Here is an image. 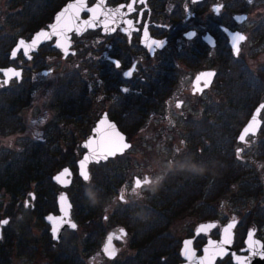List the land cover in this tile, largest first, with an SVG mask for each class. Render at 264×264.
<instances>
[{"label": "flooded vegetation", "instance_id": "1", "mask_svg": "<svg viewBox=\"0 0 264 264\" xmlns=\"http://www.w3.org/2000/svg\"><path fill=\"white\" fill-rule=\"evenodd\" d=\"M59 9L66 17L49 36L35 45L24 44L31 45L28 55H24L18 40L29 41L36 30L48 27ZM238 36L245 39L239 40ZM1 42L5 47L0 45V67H19L20 75L10 74L5 79L0 69V103L7 101L1 107L16 116L10 125L0 120V155L10 158L22 148L31 151L39 145L49 148L53 157L65 151L73 160L50 166L51 175L64 165L72 172L70 183L64 186L51 177L55 207L43 211L42 219L52 244L59 239L51 237L43 214L58 212L56 194L60 189L64 188L71 199L70 188L78 174L76 159L85 149L81 140L105 114L130 140L125 150L105 160L123 159L121 183L130 180L133 188H147L136 197L139 206L147 204L144 199L163 186L179 183L195 189L192 203L177 213L188 209L190 213L198 212L202 219L193 224L189 221L181 236L170 231L176 247L168 264L185 259L179 250L183 238H192V247L199 255L208 239L222 235V224L229 219L234 222L230 248L216 255L211 264H239L240 259L245 260L249 227L254 228L253 235L261 238L264 247V225L245 218L253 198L235 193V170L264 181V60L252 65L245 59L246 47H264V0H0ZM18 47L21 50L13 58L12 52ZM128 71L130 77L124 75ZM250 86L258 90L257 99L235 132L232 127L239 121V110L235 102H230V94ZM260 102L257 130L246 133L243 140L237 139L240 128ZM27 116L34 126L27 125ZM68 122L86 125L79 130ZM10 134L20 137L17 145L5 140ZM133 141L138 142L137 151L130 153ZM253 143L254 156L260 158L258 164L235 169V157L239 159L236 152ZM105 160L92 161L88 167ZM134 175L142 181L147 178L149 183L136 187L132 183ZM119 190L123 191L122 185ZM43 196L47 200L46 193ZM249 198L251 201L240 208ZM117 199L124 201L127 196ZM0 200V219L9 221L10 199L1 194ZM35 200L36 193L29 188L14 200L12 212L21 218L22 208L34 206ZM71 214L75 218L72 206ZM203 220L215 221L195 231ZM5 226L0 224V238ZM106 226L105 222L103 237L95 246L100 242V251L106 231L117 225ZM66 229L76 228L65 225L61 233ZM127 233L126 227L123 237H113L118 252L117 244L128 239ZM16 254L14 249L10 264H15ZM123 255L108 257L101 251L103 258Z\"/></svg>", "mask_w": 264, "mask_h": 264}, {"label": "trees", "instance_id": "2", "mask_svg": "<svg viewBox=\"0 0 264 264\" xmlns=\"http://www.w3.org/2000/svg\"><path fill=\"white\" fill-rule=\"evenodd\" d=\"M2 43L0 45H3ZM69 88L71 92L73 85L70 84ZM246 89L230 94L232 95L230 102H235L239 110V121L232 127L235 128V132L239 122L245 118L257 99V89L251 86ZM1 101L7 103L6 100ZM4 104L0 103V120L4 119L6 124H13L16 116L11 115L12 111L8 108L1 107ZM125 129L128 132L129 127ZM55 153L54 149L53 155L56 156ZM66 153L64 151L62 157H53L49 148L45 150L38 145L31 151L22 148L18 154L10 158L0 155V195L5 194L9 197L7 208L11 213L0 238V264L12 262L11 255L14 249L17 254L27 258L35 256L39 250L43 251L50 264H168V259L175 255L176 247V239L168 229L169 221L180 209L192 203L195 189L179 183L171 184V187L165 186L166 188L163 186L144 199L149 207L147 204L139 206L136 198L124 201L116 198L115 201L109 202L108 199L112 198L111 193L123 180L122 165L113 163L110 159L93 162L89 180H83L75 173L70 197L72 212L79 222V229L64 230L54 244L50 242L45 226L38 235L33 232L31 223L45 225L42 212L55 207L52 198V186L55 184L51 179L50 166L60 161L72 162ZM43 163H47L49 169ZM253 165L235 157V169ZM252 176L235 170V193L246 195L244 198H253L245 212V218L251 217L264 225V181ZM29 188L34 189L36 202L32 207H23L21 218H18L12 212V204L16 198L25 195ZM44 193L47 200L44 199ZM236 199L243 197L237 196ZM2 202L0 200V207ZM104 213L106 218H103ZM111 216L127 227V242L132 250L122 257L103 258L95 263L87 262L83 251H87L100 240L105 220ZM12 225L14 227L11 229ZM38 236L40 243L37 242Z\"/></svg>", "mask_w": 264, "mask_h": 264}, {"label": "water", "instance_id": "3", "mask_svg": "<svg viewBox=\"0 0 264 264\" xmlns=\"http://www.w3.org/2000/svg\"><path fill=\"white\" fill-rule=\"evenodd\" d=\"M66 16L62 13V10H57L53 19L48 23V27H42L36 30L33 34V37L26 41L25 44L29 42L35 41L37 43L43 37L49 36V33L55 30L56 26L60 24L61 20ZM60 22V23H59ZM48 33V34H47ZM20 41L18 40V43ZM17 43V44H18ZM35 45V44H33ZM2 72L5 75V79L10 76L11 73L8 72L9 69L19 72V67H13L11 65L0 67ZM20 73V72H19ZM262 102L258 103L250 116L244 122L242 127L240 128L237 139H240L241 136L248 132H255L257 130V126L259 123L258 112L260 109ZM82 146L85 148L82 154L76 159V171L77 173L84 179V175L90 177V169L88 164L92 161L105 160L108 156L114 155L115 153L122 152L125 147L123 145H130V141L126 139L125 133L122 132L114 121L108 119V117L103 114L101 117L97 119L95 124L93 125L91 132L87 134L81 140ZM127 148V147H126ZM109 152L112 154L109 155ZM87 157V159H85ZM67 169V172H65ZM59 176L60 180H56L55 177ZM52 179L57 182L59 185L64 186L71 181L72 172L69 166L64 165L57 171L53 172L51 175ZM133 185H135V181L139 178L137 175L133 176ZM85 180V179H84ZM141 180V179H140ZM142 181V180H141ZM31 194L33 192L31 191ZM118 196L121 199H124V195L121 191L118 192ZM56 202L58 207V212L46 211L43 214V218L49 224V230L51 233V237L55 240L59 239L62 228L67 225L71 227V224H75L77 227V221L71 217L70 209H71V200L64 188L60 189L56 194ZM65 213L67 215L65 216ZM48 216H52L54 221H59V226L55 234L53 233L54 224L52 221L47 219ZM5 218H1L0 221H4ZM64 221H67L65 223ZM215 220H203L200 221L195 231H200L206 229L207 225H210ZM233 220L229 219L225 223L222 224L221 233L222 235L218 239H208L207 243L202 246V252L199 255L195 254L194 248L191 244V237H186L182 239L181 245L179 247L181 255L185 258L183 261H180L176 264H196L198 260V264H211L218 254H222L230 248V241L232 236V227ZM75 227V228H76ZM121 229H123V234H121ZM254 228L249 227L247 229V235L245 236L246 247H248V252L245 254L246 259H240L239 264H264V247L262 245L261 238H258L253 235ZM126 234V227L124 225H117L115 228H110L106 231L104 239L101 244V250L104 255L108 257L110 256L108 252L105 251V248L108 246V238L111 235L112 237H123ZM225 241H228L225 243ZM109 251H115V255L117 254L118 248L115 245L113 238L111 241V247Z\"/></svg>", "mask_w": 264, "mask_h": 264}, {"label": "rangeland", "instance_id": "4", "mask_svg": "<svg viewBox=\"0 0 264 264\" xmlns=\"http://www.w3.org/2000/svg\"><path fill=\"white\" fill-rule=\"evenodd\" d=\"M5 28H7L5 26ZM9 29H13L12 26L9 27ZM247 49L246 52H247V55L248 57H246L245 59L248 61L249 64H254V63H258L260 61H263L264 60V47H261V48H254V50L246 47ZM250 55V56H249ZM42 84H47V82L45 80H42L41 81ZM27 125L29 127H32L34 126V123L31 122L30 123V117L27 116ZM55 122V120H52ZM68 125L70 126H73L74 128L76 129H79L80 130V127L82 128V126L86 125V123H81L80 124H77V125H72L70 122H68ZM5 140L7 142H15L16 145L19 143L20 141V137L14 135V134H10L8 137L5 138ZM137 144L138 142L136 141H133L132 143V147H130L131 151L130 153H133V152H136L137 151ZM236 145H238V143L235 142V147ZM244 148V147H243ZM255 148V145L254 143L252 145H247L243 150L239 151V152H236V155L239 159H241L242 161H245V162H251L252 164H258L260 158L254 156V153H253V150ZM130 156V155H129ZM123 159H118L116 161H114V159H112V162L113 163H120L119 165H123L122 161ZM133 162H136L137 159H132ZM118 161H121V162H118ZM129 161V159L127 160ZM90 169H92V166L90 165L89 166ZM125 175V174H124ZM123 186V195L125 194L127 196V199H130V198H136L138 197L140 194H143L147 188H133L131 186V183H130V180L128 181H124L123 183L119 184L116 188V190L114 192L111 193V196L112 198H114L116 200V198H118V190L120 188V186ZM111 197L108 199L109 202L113 201ZM251 200L250 198L249 199H245V201L240 204V208H243L247 203H249ZM227 209L226 205H223L222 206V210L225 211ZM106 218V217H105ZM202 218L200 217L199 213L198 212H193L190 213L188 211V209L184 210L183 212L181 213H175L171 220L169 221V226H168V229L169 231H171L173 233V235H177V236H181V231L183 229H185L186 225L189 223V221L193 223H196L198 220H201ZM106 222V228L108 227H111V226H114L116 224H121L120 221L118 219H116L115 217L111 216L110 218L106 219L105 220ZM31 226H32V230L35 234H39L40 232H42V228H43V224L39 223V224H36V223H31ZM77 229H79L77 227ZM264 230V229H263ZM105 231V229H104ZM103 231V232H104ZM103 237V235H102ZM101 237V239H102ZM101 241V240H100ZM37 242L40 243V238L39 236L37 237ZM99 245H100V242L98 244V246L95 248L96 244H94L92 246V248L88 249L87 251H83V256L85 258H89L90 259V263H95L96 261L98 260H101L103 259V257H101V251L99 249ZM118 247H119V252L117 255H123L124 253H126L130 248H129V245L127 243V240H120L118 242ZM95 248V249H94ZM22 256V255H21ZM20 255H15V264H17V261L19 260L18 264H34V263H40V264H50L48 262V259H47V256L45 255V253L43 251H40L39 252H36V255L32 257V260H29V258H24L23 260H21V257ZM89 259L87 260V262H89Z\"/></svg>", "mask_w": 264, "mask_h": 264}, {"label": "snow or ice", "instance_id": "5", "mask_svg": "<svg viewBox=\"0 0 264 264\" xmlns=\"http://www.w3.org/2000/svg\"><path fill=\"white\" fill-rule=\"evenodd\" d=\"M215 11L218 12L219 9L217 8V9H215ZM128 23H129V25H131V21H128ZM192 35H194V34H189V36H192ZM237 39H239V40H244L245 37H243V36H238ZM153 43L155 44V42H153ZM19 44H20L21 47H24L25 42L21 40V41L19 42ZM33 44H35V41H33ZM155 46H156V47H161L162 45H161V44H156ZM28 47H31V45H29V46H27V47H24V55H26V56L28 55V51H27V48H28ZM20 50H21L20 47H18L17 49H15V50L12 52V57L15 58L16 55H17V52L20 51ZM28 58L30 59L31 57H28ZM114 63H115V65H116V67L118 68V67H119V62L116 61V62H114ZM8 72L11 73V75H13V76H19V75H20L19 72L14 71V70H12V69H9ZM131 74H132L131 71H128V72H125V73H124V75H125V76H128V77H130ZM208 75H211V74L209 73ZM178 106H179V105H178ZM240 139L243 140L244 137L241 136ZM123 147L126 148V147H128V145L125 144V145H123ZM111 154H112V153L109 152V155H111ZM85 159H87V157H85ZM65 172H67V169H65ZM55 179H56V180H60V177L57 176V177H55ZM84 179H85V180L88 179V176H87L86 174L84 175ZM141 183L147 184V183H149V181L147 180V178H145L143 181H141L139 178H137L136 181H135V185H136V187H140ZM25 206H27V205H25ZM66 215H67V213H65V216H66ZM47 219H48L49 221H52V222H53V224H54V227H53V233L55 234V232L57 231V228H58L60 222H59V221H54L52 216H48ZM64 222L67 223V221H64ZM7 223H8L7 220L0 221V224H7ZM71 227H72V228H75L76 225L73 223V224H71ZM121 234H123V229H121ZM112 238H113V237L110 235L109 238H108V246L105 248V251L108 252V254H109L110 256H114V255H115V251H109V248L111 247V241H112ZM118 238H119V237H118ZM227 242H228V241H225V243H227Z\"/></svg>", "mask_w": 264, "mask_h": 264}]
</instances>
